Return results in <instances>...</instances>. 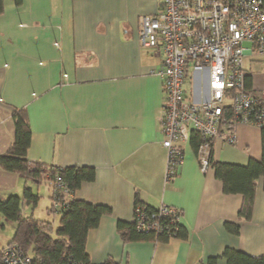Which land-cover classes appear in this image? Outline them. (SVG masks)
<instances>
[{
  "label": "crops",
  "instance_id": "obj_1",
  "mask_svg": "<svg viewBox=\"0 0 264 264\" xmlns=\"http://www.w3.org/2000/svg\"><path fill=\"white\" fill-rule=\"evenodd\" d=\"M160 7L161 0H3L0 154L13 142L14 110L24 108L31 164L94 168V180L74 193L76 199L110 208L87 233L85 248L92 264L108 257L119 264H207L211 257L217 258L214 264H227L222 257L226 247L262 256L261 177L248 221L237 219L242 196L225 195L213 169L200 170L190 140L182 145L183 164L165 182L167 152L157 119L164 103L158 74L162 52L140 43L138 24L141 16ZM259 60L264 58L254 53L244 58L253 94L264 91L263 76L252 72ZM184 90L190 101L207 99L208 71L191 73ZM211 157L237 164L250 157L259 160L261 129L240 126L235 144L213 139ZM25 187L38 196L33 208L42 197L40 188H46L50 211L48 181L36 183L0 168V199L21 195ZM135 199L152 207L166 203L179 208L186 238L123 241L116 223L131 222ZM33 208L24 205V214H33ZM227 221L239 223L238 234L225 230Z\"/></svg>",
  "mask_w": 264,
  "mask_h": 264
},
{
  "label": "built area",
  "instance_id": "obj_2",
  "mask_svg": "<svg viewBox=\"0 0 264 264\" xmlns=\"http://www.w3.org/2000/svg\"><path fill=\"white\" fill-rule=\"evenodd\" d=\"M143 46L162 52L158 70L164 103L158 114L162 146L166 149L165 182L184 162L183 144L192 132L199 135L196 155L200 170L211 169L213 139L235 144L242 125L264 128V92H250L244 58H264V8L261 0H161L153 15L139 18ZM249 43L246 47L244 44ZM208 71V98L190 101L184 86L191 73ZM64 80L66 77L64 76ZM54 187H61L56 175ZM64 194L68 190L64 188ZM52 208L61 205L52 195ZM181 210L162 203L154 209L135 202L132 224L139 233L173 237ZM29 256L16 243L0 251V264H29ZM85 264V263H72Z\"/></svg>",
  "mask_w": 264,
  "mask_h": 264
},
{
  "label": "trees",
  "instance_id": "obj_3",
  "mask_svg": "<svg viewBox=\"0 0 264 264\" xmlns=\"http://www.w3.org/2000/svg\"><path fill=\"white\" fill-rule=\"evenodd\" d=\"M264 8V0H261ZM3 12V0H0V14ZM251 74L245 77L247 89L250 86ZM13 142L6 153L0 154V168L11 173L24 174L37 182L48 181L52 195L59 200L61 205L57 209L50 206V212L59 214L56 227L53 222L39 219L29 213L24 214V205L32 208L38 196L31 192L29 187L22 190L21 195L10 194L5 199H0V228L4 227L3 221L15 223L14 232L7 244H18L24 253L29 256V264H92L86 252L85 243L87 233L95 228L103 215L110 213L106 205L91 204L74 198V193L81 184L95 178V170L89 166H48L42 163L31 164L27 158V151L31 141V130L28 124L27 113L23 108L15 109ZM199 141L196 132L191 133L190 143L195 149ZM212 151V150H211ZM211 168L215 177L222 183L225 195L239 194L242 196L241 207L237 214L238 221H248L251 218L256 181L263 179L264 190V128L261 129V158L250 157L245 164L223 161H214L210 156ZM56 175L60 176L62 186L54 187ZM64 188L68 190L64 194ZM135 202H141L135 199ZM143 203V202H141ZM146 204V203H145ZM148 205V204H147ZM149 208L154 207L148 205ZM116 228L123 241L129 240H164L167 235H156L153 232L139 233L132 222L117 221ZM224 228L232 234L239 233L238 222H225ZM186 238V232L181 231V224L173 237ZM6 244V245H7ZM1 251V250H0ZM227 264H264V255L252 256L243 251L226 247L222 252ZM216 257L208 259L207 264H214ZM101 264H119L108 257Z\"/></svg>",
  "mask_w": 264,
  "mask_h": 264
},
{
  "label": "rangeland",
  "instance_id": "obj_4",
  "mask_svg": "<svg viewBox=\"0 0 264 264\" xmlns=\"http://www.w3.org/2000/svg\"><path fill=\"white\" fill-rule=\"evenodd\" d=\"M252 72L254 74L263 76L264 78V60L257 61L256 65L252 67ZM34 181L37 183L36 180ZM46 192H47L46 188L43 187L40 188L39 193L42 194V197L39 200V203L36 205V207L32 209V213L35 217L46 219L53 222L52 223L53 227H56L59 219V214H57L56 212L47 211L50 202L48 201ZM7 196L8 195H5L4 199ZM3 224L4 227L0 228V246H2L9 238H11L14 232V226H13L14 223L12 221H6V222L3 221Z\"/></svg>",
  "mask_w": 264,
  "mask_h": 264
}]
</instances>
